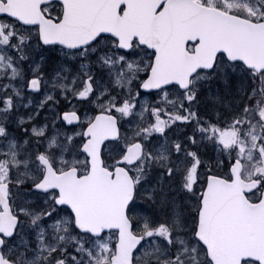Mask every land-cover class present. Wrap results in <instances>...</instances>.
I'll use <instances>...</instances> for the list:
<instances>
[{"label": "rangeland", "instance_id": "1", "mask_svg": "<svg viewBox=\"0 0 264 264\" xmlns=\"http://www.w3.org/2000/svg\"><path fill=\"white\" fill-rule=\"evenodd\" d=\"M198 1L253 20H264V0ZM57 12L54 9L52 15ZM7 37L10 41H7ZM11 43L14 51L6 53L5 47H9ZM29 43L33 52L24 51ZM102 49L106 51L100 52ZM46 50L40 44L34 28H22L15 22L0 19V80L6 91L5 102L0 111L1 131L4 134L0 142V181L11 179L7 176L9 166L6 160H12L16 171L12 169L15 179L11 185L10 200L13 208L21 212L23 221L19 238L6 253L9 256L14 253L21 264H107L115 253L117 242L115 232L105 233L98 238L80 233L74 226L71 212L59 209L54 204L55 196L39 195L31 189V185L41 178V167L36 158L41 150L38 140L25 137L22 130L11 129L7 123L17 122L21 126L27 120L43 119L45 114L56 112L59 116L58 99L55 100L57 104H54L52 112L48 108L51 77L47 79L44 76L45 67L32 61L36 52L45 56L46 64L55 58L65 60V55L71 59L81 56L86 61L97 59L101 65L111 62L118 64L116 73L120 81H114L112 85L118 84L121 88V93L114 96L119 97L114 102L118 103L116 112L122 111L119 119L126 126L123 135L130 142L139 139L145 147V156L135 167L136 180L140 185L137 186L139 196L136 197L132 213L137 228L145 234L146 242L135 253L134 264H211L206 249L195 237V213L200 205L197 196H200L199 191L208 172L231 178L229 169L235 158L243 162L242 176L245 179H252L255 174L264 170V142L261 144L258 141L264 130V121L261 120L262 117L264 119V102L262 111L251 104L255 101L251 95L255 85L264 87V76L258 78L260 82H257L252 72L243 65L230 64L221 57L212 73L207 76L199 75L194 80L189 92L172 88L174 90L160 94L158 100L166 107H171L169 109L172 114L166 117L168 121L163 120L154 126V132L171 124L172 133L169 137L151 136L148 123L155 125L157 112L154 105L150 106L152 98L142 94L139 88L151 67L152 52L135 46L130 53L121 54L116 41L109 37L102 38L98 45L78 53L77 56L62 53L59 49ZM89 66L87 64L86 68ZM89 68L91 70L92 66ZM33 70L44 87L41 97L25 90L27 79ZM104 75L102 72L99 79L94 75L95 79L91 83L97 92L90 101L105 90ZM4 76L9 80L4 79ZM84 82L85 80L82 86ZM124 88L130 91L129 94H123ZM199 97L205 98L204 109L201 108L200 113L194 114L190 121L188 112L191 105L184 107V103H192ZM138 103L142 104L145 111V115L140 118L136 117ZM256 108L258 111H255ZM207 114L214 119H209ZM92 115L93 112L86 114L84 119L89 120ZM220 118L224 120L219 121ZM243 122L246 131L240 132V124ZM64 135L68 141L62 138V146L58 143L57 151L60 152L59 157L73 167L80 163V157L76 152V145L70 140L72 135ZM190 137L193 138L192 143H189ZM172 139L186 141V151L177 156L183 155L177 170L176 167L171 169L169 162L170 157L181 150V146L179 148V144L172 145ZM47 141L54 144L57 137L51 135ZM9 154L16 155V159L6 157ZM198 160L202 162L199 163ZM156 163H159V167L150 169ZM163 163L167 165H162ZM199 166L202 169L196 175V182L191 184L189 171ZM192 209L193 215L189 218L187 215Z\"/></svg>", "mask_w": 264, "mask_h": 264}, {"label": "water", "instance_id": "2", "mask_svg": "<svg viewBox=\"0 0 264 264\" xmlns=\"http://www.w3.org/2000/svg\"><path fill=\"white\" fill-rule=\"evenodd\" d=\"M53 1L65 8L61 24L47 21L41 13V7ZM122 5L125 11L119 15ZM0 16L27 26L40 25L44 44L71 49L88 45L104 33L113 35L125 50L138 40L156 53L145 89L174 83L186 90L199 70L214 68L220 54L231 63L242 62L257 73L264 71V20L255 22L196 0H0ZM189 43L195 44L193 52L187 50ZM88 132L92 137L83 150L90 158L89 173L81 178L73 171L53 175L52 167L41 161L47 171L34 189H57V204L70 208L82 232L100 236L117 231L116 254L110 264H134L133 254L143 242L134 234L127 215L135 196L134 182L126 172L117 173L112 180L111 172L103 167L101 146L117 135L102 136L94 125ZM141 154L140 147L128 150V156L136 159ZM242 166L234 160L232 180L210 176L204 191L196 238L212 264H246L249 260L264 264V189L259 201L247 199L246 193L256 189L258 181L244 180ZM8 193V185L0 184V228L8 227L6 235L16 227Z\"/></svg>", "mask_w": 264, "mask_h": 264}, {"label": "flooded vegetation", "instance_id": "3", "mask_svg": "<svg viewBox=\"0 0 264 264\" xmlns=\"http://www.w3.org/2000/svg\"><path fill=\"white\" fill-rule=\"evenodd\" d=\"M54 6H55V4L51 5L49 8L51 10L57 9L58 10L57 14H59V12H61L62 7H60V6L54 7ZM57 14L54 15V17H57ZM15 39L16 38H14V40ZM7 41H10L9 37H7ZM99 41L100 40H98L95 43V45H98ZM10 46H11V48H9V50H8L9 53L14 51V46L12 43ZM42 47L45 50H46V48L59 49L62 53L66 52V54H73V56H77L78 53L83 52V51H88L91 49V48H84L81 50H69V49L61 47V46H43V45H42ZM105 51H106V49H102L100 52H105ZM6 53H8V52L6 51ZM120 53L124 54L125 52L120 51ZM64 59L65 60H63L61 58H55V60H53L51 63L43 65L37 58L32 57L33 62H38L39 65H43V67H45L43 69L44 72H46V74L44 76H47L48 77L47 79H50V77H51L50 85L48 86V89H49V91H48L49 98L48 99H50V102L47 101V104H49V107H48L49 110L53 111L54 104L55 103L57 104V102L55 101L56 99H58V102L60 103V105H59V107H60L59 116L56 114V112L53 114H50V115L45 114V116L47 117L46 119H48L46 126L52 125V123H55L56 128L60 129L58 135L61 139H60L59 143H63L62 138L64 140L66 139L68 141V138H66L64 134L72 135L71 136L72 139H70V140L73 142L74 146L76 145L75 149H76L77 154L80 157V163H78L77 165H75L73 167L78 169L79 174H82L88 168V159L86 158L85 154L82 152V143H83V139L86 135L85 133H86L87 127L94 120L95 116L99 113L98 110H100L103 113H105V111H106V113L109 112V114H113L116 118L117 126H118V129L120 131V133H119L120 139L118 140V142L120 143L119 144L120 149H118V147L114 146V142L107 144L102 151V159H103L104 165L107 168L111 169L112 171H114L118 167H123V168H127L128 170H130L131 172L134 173V168L140 163V161L142 159L136 161L133 165L126 163V161L124 159V154H125V151H126L128 145L130 144V141H127L123 135L124 130L126 129V126L123 124L121 119H119V115L122 114L120 112H122V111L120 110V111L116 112V110L118 108V103L115 104L114 100H116L119 97H114L116 95L104 96L103 93H105L107 91V86H105V90H103L99 94V96H96L95 98H93L92 101H90L92 99L93 94L95 92H97V89L94 88L91 81L95 79L94 75H96L97 79H99L101 76V73L100 74L97 73L98 69L99 68H106L107 65L99 64V61L97 59H93V60L90 59L89 61H86V60L82 59L81 56H79L77 59H71L70 57H67L65 55ZM58 60H63V64L68 65L69 76L72 75L71 72H74L77 69H81V72H82V73H78L77 80L74 83H72V86H69V92H67V93H64L60 87V84H62V83L66 86L68 85V83H65V80H64L65 76H61V78H59L56 82L53 81V78L56 75H58L61 70H63V68H61L59 65H57ZM45 62H47V60ZM69 64H71V65L69 66ZM87 64L92 66L91 70L89 68L90 66L88 68H86ZM82 67L85 69V71L86 70H88V71L87 72L83 71ZM89 71H90V73H89ZM54 73H56V74L54 75ZM75 74H77V73H75ZM35 75H37V74L34 73V70H33V73L27 79L25 90H27L28 92H31L36 97L37 96L41 97L42 96L41 94L44 91V87L42 85L40 78L35 76ZM35 80H36V82H35ZM83 80H85V82L82 86ZM143 82L140 85L141 87L143 85ZM1 84H0V86H1ZM172 88L176 89L178 87L177 86H169L166 88H162L158 91L150 90V91H147L146 93L142 92L140 90L142 94L145 93L146 96H149L150 98H152V101L150 102V106L154 105L155 110L157 112V114L155 116V121H156L155 125H153V123H148V126L151 127L150 128L151 136L161 135V132L166 133L167 127L169 125H171V124H166V127L163 128V130L158 129L159 132H154V128H155L154 126L159 125L163 120L168 121V119L166 117H170V114H172L171 110L169 109L171 107H169V106L166 107L162 102H160L158 100V99H160L159 97H160V94L162 92H165L168 90H174ZM53 89L55 91H53ZM205 89L207 90V88H205ZM124 91L125 92L123 94H129V92H130V91H127L125 88H124ZM189 91H187V92H189ZM5 92H3V90H2V100H1V104H0V111H1L2 103L5 102V97H4ZM120 93L121 92H117V95H119ZM51 96L53 98H51ZM199 101H200V109L201 108L204 109L203 106L205 104V98L200 97ZM138 105H139V107L136 109V112L137 113H139V112L143 113L144 112V115H145V111H144V108H142V104L138 103ZM87 112L88 113L93 112V116L88 121H85L83 115ZM137 118H140V117H137ZM10 123H11L10 121L7 123L9 128L14 129V130H17L19 128L20 130L23 131L24 134H28L31 130V124H21V126H20V124L17 122H13L11 124ZM1 126H2V123L0 120V132H1L0 142L4 137V134L1 131ZM76 130L80 131V135H78L77 132L75 134L73 133ZM63 131H64V133H63ZM49 134L50 133L48 132L44 136L38 135V134H31V136H30L31 139H37L38 140L39 147L41 149L38 152V156L36 157L37 162L40 164L39 158L41 156H44L58 170L59 169L60 170H66V169L72 167V166H68V161L65 163L64 160L61 157H59L60 152L57 151V149H59V144H57V145H48L47 144V136ZM138 140L139 139H136V141H138ZM119 152H121V154ZM6 157L11 158L9 155H7ZM10 161L8 159L6 160L9 167H10V164L12 162V161L11 162ZM0 162H1V160H0ZM198 162L200 163L201 161L198 160ZM40 167H41V165H40ZM40 169H41V178H42V176L44 174V168L41 167ZM200 169H202L201 166L193 168L192 171H194L195 173L198 174ZM189 173L193 174L190 171H189ZM14 179L15 178L12 177L11 181H13ZM200 189L201 190L199 191V195H202L203 185L201 186ZM38 194L43 195L42 193H38ZM53 195L57 196L56 193L55 194L53 193ZM197 197L199 198L200 203H201L202 196H197ZM1 212L2 211L0 209V213ZM13 215L18 218V226L14 231L13 237H6L4 232H0V243H1L0 251H1V255H2V262L0 264H21L17 260V258L14 256V253L12 256H9L6 253L7 249L14 242H16V240L19 238L20 229L23 226L21 212L17 209H13ZM187 216L189 218H191V216H192L191 210Z\"/></svg>", "mask_w": 264, "mask_h": 264}, {"label": "bare ground", "instance_id": "4", "mask_svg": "<svg viewBox=\"0 0 264 264\" xmlns=\"http://www.w3.org/2000/svg\"><path fill=\"white\" fill-rule=\"evenodd\" d=\"M57 65H59L61 68H63V70H61L59 72V74L56 75L53 78V81L56 82L59 78H61V76H65L64 77V80H65V83H68V85L66 86V85H64L62 83V84H60V87H61V89L63 90L64 93H67V92H69V86H72V83H74L77 80L78 73H82L81 72V69H77L74 72H71L70 71L72 75L69 76L68 65H64L63 64V60H58ZM70 65L71 64H69V66ZM117 65L118 64L116 62H111V63H109L107 65L106 68H99L98 71H97L98 74H100L102 72H105L104 78H105V84L107 86V91L105 93H103L104 96L117 95V92H120V90H121V88L119 87L118 84H113L112 85V83L114 81H120L119 80V77H118V75L116 73ZM75 73H77V74H75ZM4 79L8 80L7 77H4ZM53 91H55V90L53 89ZM46 118L47 117L45 116L41 120L40 125H37L38 124L37 123V120H34L33 123L36 124V126H37L36 129L43 130V131H47L49 133H52L55 136H59L58 134H59L60 129L59 128L58 129L56 128L55 123H52V125H47L46 126V123H47V120H48ZM161 135L167 137V135H166L165 132H161ZM170 159L172 160V163H174L175 165L176 164H179V162L182 161V158L180 160L178 157H176V158L171 157ZM72 243L76 244L75 241H72ZM73 251L75 252L76 250H73Z\"/></svg>", "mask_w": 264, "mask_h": 264}, {"label": "trees", "instance_id": "5", "mask_svg": "<svg viewBox=\"0 0 264 264\" xmlns=\"http://www.w3.org/2000/svg\"><path fill=\"white\" fill-rule=\"evenodd\" d=\"M262 76L263 75H256L255 76V80L257 82H260V81H258V78H260ZM255 86L256 87L254 88L253 93L251 94L255 101L253 103H251V104L253 105V107H255V106L257 108L259 107V111H262V104L264 102V87L262 85H259V84H256ZM257 108H256L255 111H258ZM263 116H264V112H263ZM244 119H245V122H246L247 121L246 117H244ZM261 120L264 121L263 117H262ZM245 122L240 124V132L241 131H246L245 127H244Z\"/></svg>", "mask_w": 264, "mask_h": 264}]
</instances>
